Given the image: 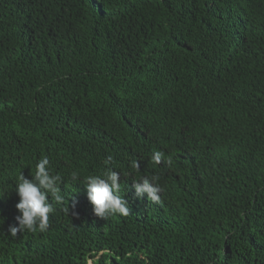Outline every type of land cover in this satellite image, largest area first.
I'll return each instance as SVG.
<instances>
[{"label": "trees", "instance_id": "16d2710c", "mask_svg": "<svg viewBox=\"0 0 264 264\" xmlns=\"http://www.w3.org/2000/svg\"><path fill=\"white\" fill-rule=\"evenodd\" d=\"M45 156L63 203L12 236ZM0 264H264V0H0Z\"/></svg>", "mask_w": 264, "mask_h": 264}, {"label": "clouds", "instance_id": "9594fccd", "mask_svg": "<svg viewBox=\"0 0 264 264\" xmlns=\"http://www.w3.org/2000/svg\"><path fill=\"white\" fill-rule=\"evenodd\" d=\"M163 157V152L154 151L151 160L154 164H160ZM110 161L111 157L105 161V164H109ZM132 167L139 170V164L135 161L132 163ZM70 179L73 182L77 181L78 174L72 172ZM157 179L158 177H140L138 182L133 185L137 196L146 194L147 198L157 201L161 191L156 183ZM61 180L60 175L52 174L50 160L47 156L35 164L34 175H31L30 179L21 172L15 183V193L18 197L15 209L19 214L15 216L16 223L9 225L7 233L15 236L25 230H46L49 213L53 212L49 196L53 197L57 204L63 203L64 197L58 187ZM118 180L119 174L110 168L101 175H92L85 179L87 200L96 215L105 216V214L116 213L126 215L128 213V202L119 194L121 185Z\"/></svg>", "mask_w": 264, "mask_h": 264}]
</instances>
